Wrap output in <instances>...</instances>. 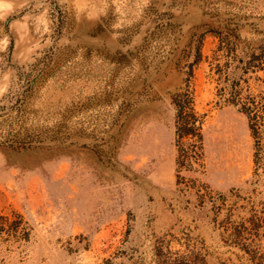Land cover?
Here are the masks:
<instances>
[{
  "label": "rangeland",
  "instance_id": "obj_1",
  "mask_svg": "<svg viewBox=\"0 0 264 264\" xmlns=\"http://www.w3.org/2000/svg\"><path fill=\"white\" fill-rule=\"evenodd\" d=\"M260 67L264 0H0V264H264Z\"/></svg>",
  "mask_w": 264,
  "mask_h": 264
},
{
  "label": "trees",
  "instance_id": "obj_2",
  "mask_svg": "<svg viewBox=\"0 0 264 264\" xmlns=\"http://www.w3.org/2000/svg\"><path fill=\"white\" fill-rule=\"evenodd\" d=\"M260 48H261L260 45H258V46L256 45V47H254L252 49L251 55L253 56L254 53L256 51H258ZM260 69L264 70V68H262V67H260ZM221 90L224 91L225 94L230 93L231 96L232 95L234 96L233 99H231V100L227 99V101L233 105L238 104L241 106L240 111L243 112L246 115V117L248 118L251 135L254 138H256L258 142L261 141L263 138L262 137L263 136V133H262L263 130L260 129V126L262 123H259V121H261L263 119L257 113L259 111L258 104L260 102H256V100L254 98H250V97H239L238 91L235 90V85L234 86L224 85ZM188 124L189 123L187 121L182 122V127H181L180 133H179L180 137H185L187 135H192V136L195 135L193 128L191 126H188ZM256 161H257V159H256Z\"/></svg>",
  "mask_w": 264,
  "mask_h": 264
}]
</instances>
